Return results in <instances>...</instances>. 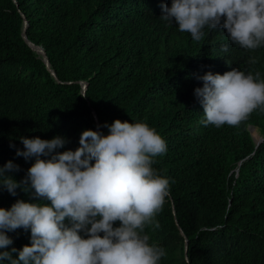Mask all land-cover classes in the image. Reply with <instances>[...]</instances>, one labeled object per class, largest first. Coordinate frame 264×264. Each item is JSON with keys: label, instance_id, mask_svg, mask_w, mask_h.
<instances>
[{"label": "trees", "instance_id": "1", "mask_svg": "<svg viewBox=\"0 0 264 264\" xmlns=\"http://www.w3.org/2000/svg\"><path fill=\"white\" fill-rule=\"evenodd\" d=\"M161 3L171 6V0H0V167L12 161L20 170L6 174L17 182L26 177L34 159L16 156L24 150L20 137L63 136L68 143L59 151H75L83 131H96L92 110L98 125L145 122L167 144L153 167L169 180L170 195L155 217L159 228H146L150 243L166 251L160 264H264V140L255 148L249 129L264 138V111L238 127L205 126L194 95L203 86L197 77L209 71L238 68L264 79V45L245 50L226 30L208 28L194 41L160 19ZM24 18L27 39L45 50L62 83L24 42ZM16 192L0 188V208L17 200L50 204L34 199V190ZM6 235L13 244L0 251L31 246L30 230Z\"/></svg>", "mask_w": 264, "mask_h": 264}, {"label": "clouds", "instance_id": "2", "mask_svg": "<svg viewBox=\"0 0 264 264\" xmlns=\"http://www.w3.org/2000/svg\"><path fill=\"white\" fill-rule=\"evenodd\" d=\"M160 7V19L175 23L194 41H200L208 28L226 30L230 41L245 50L264 45V0H171L170 7ZM197 79L203 86L194 95L203 107L205 126L238 127L255 110L264 111V79L259 72L233 68L223 75L209 71ZM97 128H106L108 134L83 131L75 151H59L68 143L63 136L20 137L24 150L16 149V156L34 163L17 182L6 173L18 172L19 166L8 161L0 167V188L12 196L18 188L25 193L34 190V199L50 204L17 200L9 210L0 208V249L13 244L7 232L31 233V246L0 251V261L160 264L166 256L146 234L150 225L159 228L155 217L170 195L169 180L153 167L154 158L166 153V141L145 122L117 119Z\"/></svg>", "mask_w": 264, "mask_h": 264}, {"label": "water", "instance_id": "3", "mask_svg": "<svg viewBox=\"0 0 264 264\" xmlns=\"http://www.w3.org/2000/svg\"><path fill=\"white\" fill-rule=\"evenodd\" d=\"M27 26H28V22L27 20L24 18L23 20V28H22V38L24 40V42L29 46L31 47V49H33L36 53H38L42 59V61L44 62V65L47 69V71L50 73V75L55 79V81L57 83H62L56 76V73L55 71L51 68V65L49 63V59L46 55V52L45 50L39 46V45H35L33 44L31 41H29L27 39V36H26V29H27ZM81 83V86H82V95H85V91H86V88H87V84L83 81L80 82ZM92 115L94 117V120L96 122V131H100V129L97 128V125H98V118L95 114V112L92 110ZM264 140L263 137L259 138L258 140H254V143H255V148L258 147V145ZM172 209H173V215H174V218H175V210L172 206ZM175 224L177 225L178 227V230L181 234V236L183 237L184 239V250H185V254H186V251H187V247H188V243H187V238H186V235L183 233L181 227L178 225V222L175 220ZM186 257V256H185Z\"/></svg>", "mask_w": 264, "mask_h": 264}, {"label": "rangeland", "instance_id": "4", "mask_svg": "<svg viewBox=\"0 0 264 264\" xmlns=\"http://www.w3.org/2000/svg\"><path fill=\"white\" fill-rule=\"evenodd\" d=\"M249 129H250L251 135L253 137V140H257V139L262 137V135L259 133L257 128L250 127Z\"/></svg>", "mask_w": 264, "mask_h": 264}, {"label": "bare ground", "instance_id": "5", "mask_svg": "<svg viewBox=\"0 0 264 264\" xmlns=\"http://www.w3.org/2000/svg\"><path fill=\"white\" fill-rule=\"evenodd\" d=\"M257 138V137H256ZM258 140V139H257Z\"/></svg>", "mask_w": 264, "mask_h": 264}]
</instances>
